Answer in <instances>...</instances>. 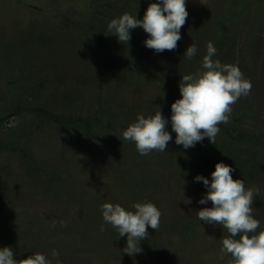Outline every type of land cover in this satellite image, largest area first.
<instances>
[{
    "label": "rangeland",
    "instance_id": "374dc122",
    "mask_svg": "<svg viewBox=\"0 0 264 264\" xmlns=\"http://www.w3.org/2000/svg\"><path fill=\"white\" fill-rule=\"evenodd\" d=\"M156 2L0 0V248L16 259H52L55 249L62 264H228L221 248L230 234L196 214L212 204L199 203L207 188L195 177L211 182L218 162L259 189L253 216L264 230V0H186L172 51L147 48L141 27L128 45L108 35L113 18L142 20ZM210 41L213 59L237 64L252 89L232 105L215 145L205 137L185 149L175 143L171 104ZM159 108L172 140L141 155L122 131ZM106 202L161 211L140 253H123L127 236L103 220Z\"/></svg>",
    "mask_w": 264,
    "mask_h": 264
},
{
    "label": "clouds",
    "instance_id": "9594fccd",
    "mask_svg": "<svg viewBox=\"0 0 264 264\" xmlns=\"http://www.w3.org/2000/svg\"><path fill=\"white\" fill-rule=\"evenodd\" d=\"M189 13L186 0H158L150 3L143 19L128 13L113 18L107 25L108 35H115L118 42L128 45L130 30L143 28L148 34L144 43L157 53L177 48L182 38L181 28ZM216 48L210 41L203 57L201 70L186 74L179 82L181 98L171 104V129L175 132V143L185 149L194 147L205 137L215 145L220 124H227L234 105L242 96L250 94L252 83L244 77L237 64L214 60ZM197 52L194 44L187 47L184 56L192 59ZM169 120L160 108L154 115L140 114L135 122L122 131L124 140L133 141L141 155L153 151L164 152L172 135L167 131ZM234 169L223 163L215 164L211 182L202 175L195 180L203 182L207 193L200 204L211 201V207L200 209L196 214L204 223L220 225L230 234L222 239L221 252L229 255L228 264H264V230L253 216V203L259 189L245 187L243 179H233ZM134 210H126L120 204L103 203V220L114 227L119 236H127L123 253L134 256L142 251L140 242L149 237L148 228L157 231L160 227L161 211L151 202L135 203ZM101 231L104 226L101 225ZM236 237H239L238 239ZM52 259L35 253L26 259H16L11 247L0 248V264H62L59 252H51Z\"/></svg>",
    "mask_w": 264,
    "mask_h": 264
}]
</instances>
